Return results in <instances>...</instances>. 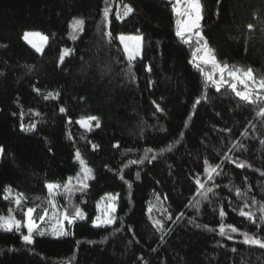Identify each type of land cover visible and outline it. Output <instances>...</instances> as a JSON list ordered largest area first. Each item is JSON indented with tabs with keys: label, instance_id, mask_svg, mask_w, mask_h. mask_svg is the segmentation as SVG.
Here are the masks:
<instances>
[{
	"label": "trees",
	"instance_id": "16d2710c",
	"mask_svg": "<svg viewBox=\"0 0 264 264\" xmlns=\"http://www.w3.org/2000/svg\"><path fill=\"white\" fill-rule=\"evenodd\" d=\"M201 2L202 34L217 58L264 74V0ZM122 3L135 11L121 21L115 14ZM110 5L111 23L104 29V0H0V145L5 149L0 155V214L15 205L3 199L9 185L14 196L26 197L24 209H49L45 184L64 183L79 172L77 150L94 175L70 203L56 197L61 210L76 205L86 213V219L67 226L71 235L36 236L33 245H25L20 238L25 229L0 230V264H264V249L244 244L242 235L264 237L259 211L264 203V117L256 115L264 104H248L230 90L205 88L204 77L189 63L194 46L175 34L170 0H110ZM74 17L85 20L76 40L69 36ZM248 23L255 28L247 29ZM137 30L144 37L143 59L129 72L115 37ZM103 31L112 32L111 43ZM25 32L48 37L43 55L25 42ZM64 48L74 51L58 65ZM49 93L59 95L44 99ZM202 93L207 99L193 108ZM61 107L67 112L61 113ZM89 115L99 117L101 125L95 128L93 122L90 132L76 123ZM33 123L35 131L21 130ZM237 142L244 147L234 148ZM93 144L99 147L93 150ZM147 149H152L149 158L156 159L130 163ZM225 156L251 167L238 168ZM205 159L222 165L214 182L203 174ZM196 178L213 187L215 195L203 199ZM237 188L247 195L237 196ZM107 193L119 196L118 219L96 228L97 203ZM245 203L256 224L239 214ZM150 204L155 206L151 219ZM155 220L162 221L163 231ZM227 225L239 231L230 232Z\"/></svg>",
	"mask_w": 264,
	"mask_h": 264
},
{
	"label": "snow or ice",
	"instance_id": "6c2138e0",
	"mask_svg": "<svg viewBox=\"0 0 264 264\" xmlns=\"http://www.w3.org/2000/svg\"><path fill=\"white\" fill-rule=\"evenodd\" d=\"M219 2V0H218ZM105 7L103 9V18H104V29H107L111 23L109 19L110 13L112 12V7L110 5V0H104ZM172 4V12L176 17V36L180 38V40L189 45H193L192 51V59L189 61L204 77V86L205 88H214L217 92H220L221 89L230 90L235 94L241 101H244L248 104H264V74H257L256 71L251 67H242L238 65H229L226 62L220 61L215 53V50L211 48L208 44V41L202 34V24L201 21L203 19V4L201 0H170ZM134 8L127 3H122V6L118 8L115 18L117 20H124L134 13ZM85 20L83 18L74 17L70 23L69 28L71 31L69 32V36L72 40H76L80 33L84 31ZM247 29L250 31L255 28V25L252 23H248L246 25ZM103 35L108 38L109 43L113 40V34L111 31H103ZM23 39L31 45L35 51L41 55L44 54V48L47 44L48 37L39 33V32H25L23 35ZM115 39L119 40L120 45L122 46V52L124 54V59L127 61V68L129 72H132L134 67V62L138 59H143V44L144 37L137 30L136 34H124L120 33ZM73 49L64 48L61 50L58 57V65L63 64L65 62V57L71 55L73 53ZM110 70V69H107ZM146 71H151V67H147ZM133 80L135 76L133 74ZM39 92V89H36ZM59 93L53 95L49 93L44 99H56ZM207 94L202 93L201 97H198L194 103L193 108L201 103V100H206ZM158 111H163L157 105ZM61 113H66L67 109L61 107L59 109ZM39 115V113H36ZM256 115L258 117H264V106L260 107L257 111ZM191 117H189L190 119ZM93 122H95L94 127L99 128L100 120L99 117L94 115H89L86 117H81L76 121L82 128L86 131L93 130ZM68 123H72L71 119H69ZM185 127H187V121L185 122ZM21 130L25 132H33L36 130V124H31L28 127L21 125ZM225 131H230L226 129ZM246 135V133H243ZM181 138L183 137V132L180 133ZM175 143H180V140H176ZM261 144H264V140H261ZM98 145L93 144L92 148L95 150L98 148ZM114 147H119V145H114ZM173 145L168 146V151H171ZM233 147H244L242 144L237 142V144L233 145ZM5 149L2 145H0V155L4 153ZM152 149H147L145 151V155L143 158L139 160L130 161L131 164H142L144 160L148 159H156V156H152L149 158L148 153L151 152ZM163 151V150H161ZM231 151V149H230ZM75 159L78 161L80 165V170L74 177H68L67 181L64 183H54L48 182L45 184L47 189V204L54 210L49 213L48 209L45 208L41 213L37 212V209L40 207L39 205H35L32 207H27L26 210L23 207V202L26 199L23 193H17L15 196L13 195L12 187L5 186L3 199L9 200L16 205V208L22 212L23 219H17V217L13 214V209L9 208L7 215L0 214V230L6 232H21V228H26L27 232L21 234V240L25 245H33L35 243L36 236H46L50 235L55 238L65 237L71 235V232L66 228L67 225L73 224L76 220H84L87 218L86 213L79 206L73 205L71 210L65 208L64 210H60V205L57 203L56 197L64 196L69 199V203L71 200V196L75 191L84 192L88 187V181L90 179H94L93 169L88 166L86 160L82 157V154L79 150L75 152ZM225 160L235 163L238 168L251 167V165L246 164V162L237 163L236 160L232 159L229 156L224 157ZM221 164H212L208 159L204 160L203 165V174L206 175L208 181L214 182L216 176L221 175ZM259 171V169H257ZM261 175H264V172H261ZM139 174H137V177ZM124 179L123 176L120 177ZM247 179V178H245ZM73 180L76 183H73ZM195 183L197 185L198 194L203 199H208L209 193H214L213 187H206L205 183L202 182L199 178L195 179ZM131 186V185H129ZM219 187V185H216ZM235 194L237 196H246L247 193L237 188L235 190ZM118 194L107 193L104 197H101V201L97 203V209L100 212L99 215H96L95 220L93 221V226L96 228H107L111 225H114L118 219L116 216L117 211V201ZM36 199H40V197H36ZM252 202L255 204V198H252ZM101 204H104V207L101 208ZM196 204H199V201H196ZM155 206L151 205L148 208L149 218L151 219V213ZM248 203L244 204L243 208L239 209V214L242 217L247 218L253 224H256L255 214L250 211H245V208H248ZM163 211H167L164 209ZM259 211L261 213L260 220L264 221V203H261ZM220 216L224 217L226 212L223 208L220 209ZM183 216V213L177 217ZM168 220L172 219L171 215L167 216ZM41 222H47L48 227L44 228L41 226ZM66 222V223H65ZM154 226L160 230H164V224L160 220L154 221ZM207 228V226H205ZM260 227V225H257ZM227 228L230 232H237L239 229L234 225H227ZM118 230V229H117ZM220 235H225V225H220ZM244 236L243 243L248 245H256L262 249H264V237L257 236L255 234H249L247 232L242 233ZM231 239L232 237L229 235L228 237ZM107 237H105V240ZM103 241H101L102 243ZM79 243V242H77ZM155 251V249H153ZM232 251H236L235 248Z\"/></svg>",
	"mask_w": 264,
	"mask_h": 264
},
{
	"label": "rangeland",
	"instance_id": "374dc122",
	"mask_svg": "<svg viewBox=\"0 0 264 264\" xmlns=\"http://www.w3.org/2000/svg\"><path fill=\"white\" fill-rule=\"evenodd\" d=\"M202 22V21H201ZM40 33V32H39ZM42 34V33H41ZM44 35V34H43ZM26 42V41H25ZM27 43V42H26ZM47 43H48V41H47ZM28 44V43H27ZM31 46V45H30ZM46 46H47V44H46ZM45 46V47H46ZM45 49V48H44ZM73 183H76V181L75 180H73ZM105 196V195H104ZM103 196V197H104ZM100 201H101V199H100ZM99 201V202H100ZM118 202V201H117ZM104 207V204H101V208H103ZM13 209V214L17 217V219H23V218H20L19 217V213H21V211L20 210H18L17 208H16V205H14V207L12 208ZM26 210V209H25ZM60 210H61V208H60ZM48 211H49V213L51 214V212L52 211H54L50 206H49V209H48ZM62 211V210H61ZM100 214V212L98 211V209H97V215H99ZM94 220H95V218H94ZM93 220V221H94ZM77 221V220H76ZM38 223H41V222H38ZM66 223V222H65ZM41 226L42 227H44V228H47L48 227V224H47V222H43V223H41ZM67 223H66V228H67ZM26 230L24 233L26 234V232H27V229L26 228H21V231H23V230Z\"/></svg>",
	"mask_w": 264,
	"mask_h": 264
}]
</instances>
